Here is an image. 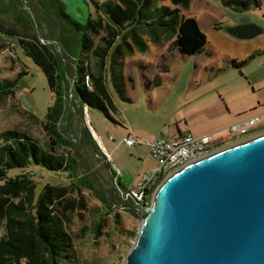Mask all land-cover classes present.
<instances>
[{"label":"rangeland","instance_id":"374dc122","mask_svg":"<svg viewBox=\"0 0 264 264\" xmlns=\"http://www.w3.org/2000/svg\"><path fill=\"white\" fill-rule=\"evenodd\" d=\"M55 1L47 0V8L38 0H0V24L19 29L29 24L43 44L68 55L61 29L65 25L76 39H81L83 29L77 30L57 17ZM61 1L79 23L86 24L89 17L97 16L93 0ZM165 5L175 6L172 0H152L145 13H157ZM181 12L196 18L207 35L206 48L194 55L181 53L173 30H153L147 24L149 19L136 24L141 42L127 37L133 46L123 63L130 100L117 92L109 74L118 124L99 109L79 107L70 92L59 120L48 119L46 114L56 94L44 70L25 53L18 35L0 30V80L19 78L14 91L0 92V129L24 132L44 149L57 155L71 154L77 160L75 170L63 174L71 185H80L79 190L73 187L74 191L70 185L68 196L80 202L67 209L76 264H127L143 227L142 210L151 206L153 198L145 204L127 198L125 193L137 182L139 173L158 167L148 146L156 137L169 138L179 127L195 136L227 140L211 152L214 154L264 135L263 126L231 140L240 132L229 130L241 117L264 112V0L261 8L241 11L223 0H191ZM70 58L68 55L66 61L76 69ZM243 59L247 63L235 64ZM157 76L162 82L159 87L153 84ZM263 121L264 114L259 122ZM134 136L140 141L128 146L127 137ZM19 172L20 168L11 169L9 175ZM34 175L39 181L38 191L48 182H65L47 169H37ZM132 230L136 236H130Z\"/></svg>","mask_w":264,"mask_h":264},{"label":"trees","instance_id":"16d2710c","mask_svg":"<svg viewBox=\"0 0 264 264\" xmlns=\"http://www.w3.org/2000/svg\"><path fill=\"white\" fill-rule=\"evenodd\" d=\"M38 1L48 8L47 0ZM172 1L174 7L165 5L157 9V13L146 14L145 8L152 4V0H93L97 16L89 17L87 23L82 24L69 15L61 0H56V16L77 30L83 29L81 39H76L65 25L61 29V41L73 54L76 69L66 61L69 54L43 44L36 33L30 30L31 25L25 24L19 29L0 24V30L9 35H18L25 53L32 56L34 62L44 70L50 88L56 94V100L46 114L48 119L59 120L72 90L79 107L99 109L105 117L118 124L120 122L114 117L118 107L110 88L109 74L112 73L117 92L123 99L130 100L126 94L123 63L125 54L133 46L127 37H132L136 43L141 42L136 35V24L142 19H149L150 23L147 24L153 30H173L176 32V48L184 54L203 52L207 46V35L196 18L182 15V8L191 5V0ZM223 2L240 11L263 6V0ZM13 8L16 10V6ZM64 34L67 38L63 37ZM245 63L247 59L235 62L238 66ZM74 77L75 86L71 87ZM18 82L17 77L0 80V92L14 91ZM153 84L158 87L162 85L159 76L154 78ZM146 86L150 88V83H146ZM54 132L60 136L57 130L54 129ZM76 165L77 160L71 154L57 155L44 149L24 132L0 129V222L3 223L0 264H76L73 260L74 240L68 231L67 209L74 208L80 201L68 196L71 182L63 176L66 172L70 174V171H74ZM17 168H20L18 174L9 175L11 169ZM37 169L50 170L62 176L65 182H48L38 191L39 181L34 175ZM112 171L116 176L114 169ZM163 177L155 180L152 194L146 199L147 204L154 198V192L163 182ZM71 186L72 190L73 187L80 189L77 183L73 182ZM129 234L136 236L133 230Z\"/></svg>","mask_w":264,"mask_h":264},{"label":"water","instance_id":"95a60500","mask_svg":"<svg viewBox=\"0 0 264 264\" xmlns=\"http://www.w3.org/2000/svg\"><path fill=\"white\" fill-rule=\"evenodd\" d=\"M142 218L127 264H264V135L167 176Z\"/></svg>","mask_w":264,"mask_h":264},{"label":"built area","instance_id":"2783aa9c","mask_svg":"<svg viewBox=\"0 0 264 264\" xmlns=\"http://www.w3.org/2000/svg\"><path fill=\"white\" fill-rule=\"evenodd\" d=\"M260 120L259 115H250L247 118L238 120L229 130H238L240 136L250 134ZM213 136H195L191 132L181 131L177 136L166 138L156 137L149 142V155L156 159L158 167L153 171L139 173L137 182L126 191L127 198H133L136 202L147 204V197L152 194V188L161 176L173 174L183 167L196 161H201L210 156ZM140 139L136 136L127 137L128 146L135 145ZM215 154V153H214ZM116 178L118 176L116 175ZM115 178V179H116ZM155 194V192H154Z\"/></svg>","mask_w":264,"mask_h":264},{"label":"crops","instance_id":"0c3cea01","mask_svg":"<svg viewBox=\"0 0 264 264\" xmlns=\"http://www.w3.org/2000/svg\"><path fill=\"white\" fill-rule=\"evenodd\" d=\"M262 7H263V6H262ZM251 26L256 28V26H254V25H251ZM71 95H72V90H71ZM263 114H264V112H262V113H260V114L253 113L252 115H259L260 120H261V117H262ZM241 119H243V118L241 117L239 120H241ZM260 120H259V121H260ZM237 121H238V120H237ZM259 121H258V123H257V126H255V128H254L253 130H255V129L257 130L258 128L264 126V121H263V122H259ZM180 130H181L182 132L185 131V130H182L181 128L178 127V130L172 132V133L170 134V137L173 138V137L177 136V135L179 134ZM185 132H187V131H185ZM189 132H191V131H189ZM239 136H240V135H237L236 138L231 139V140H235V139H237ZM228 141H229V140H228Z\"/></svg>","mask_w":264,"mask_h":264},{"label":"flooded vegetation","instance_id":"af4514ba","mask_svg":"<svg viewBox=\"0 0 264 264\" xmlns=\"http://www.w3.org/2000/svg\"><path fill=\"white\" fill-rule=\"evenodd\" d=\"M225 141H227V140H225ZM225 141H220V140H218L217 138L214 139V137H213L212 144H211L212 147H211V149L209 150V152H212V151L215 150L216 148L223 146L224 143H225Z\"/></svg>","mask_w":264,"mask_h":264},{"label":"bare ground","instance_id":"6f19581e","mask_svg":"<svg viewBox=\"0 0 264 264\" xmlns=\"http://www.w3.org/2000/svg\"><path fill=\"white\" fill-rule=\"evenodd\" d=\"M249 140V139H248Z\"/></svg>","mask_w":264,"mask_h":264}]
</instances>
